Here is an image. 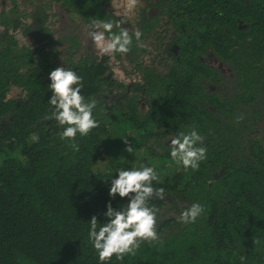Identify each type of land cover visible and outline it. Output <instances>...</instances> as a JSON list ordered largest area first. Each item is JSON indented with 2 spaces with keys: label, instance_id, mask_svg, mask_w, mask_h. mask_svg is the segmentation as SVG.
<instances>
[{
  "label": "trees",
  "instance_id": "16d2710c",
  "mask_svg": "<svg viewBox=\"0 0 264 264\" xmlns=\"http://www.w3.org/2000/svg\"><path fill=\"white\" fill-rule=\"evenodd\" d=\"M52 1L75 24L120 21L111 0ZM147 1L132 21L141 42L113 56L93 54L72 32L54 39L41 4L0 8V264H101L89 222L107 223L109 203L127 206L129 198L110 197L111 181L141 165L166 190L165 200L148 201L159 209V241L105 264H241L242 256L264 264V0ZM112 58L133 65L130 90L114 78ZM57 67L75 71L81 94L98 101L99 127L77 134L79 151L44 119ZM191 129L207 148L195 171L169 151ZM193 203L205 212L181 223Z\"/></svg>",
  "mask_w": 264,
  "mask_h": 264
},
{
  "label": "clouds",
  "instance_id": "9594fccd",
  "mask_svg": "<svg viewBox=\"0 0 264 264\" xmlns=\"http://www.w3.org/2000/svg\"><path fill=\"white\" fill-rule=\"evenodd\" d=\"M123 7L125 15L131 20L142 7V2L123 0ZM85 28L98 52L108 56L129 53L133 40L139 44L143 36L138 27H125L123 21L104 18H93ZM49 79L52 96L48 103L51 110L44 119L56 121L63 128L59 133L60 139L72 142L70 147L79 151V145L74 143L77 134L87 136L99 127L93 117L98 101L95 97L86 98L81 94L83 79L71 69L57 67L50 72ZM242 119V116L237 117L236 122L239 123ZM32 139L38 141V134L33 133ZM204 140L205 137L196 129L178 132L169 146L171 158L185 169L198 170L200 162L207 158ZM124 142L128 144L127 139ZM125 151L132 154L135 149L128 146ZM117 172L118 178L111 181L109 195L113 199L117 195L127 197L130 202L119 210H114L109 203L105 213L108 222L103 225L98 223L96 216L89 222V240L101 264L111 261L113 256L118 261H123L126 255L135 256L142 243L159 241L156 230L159 209L148 204L153 198L163 201L166 197L163 187L153 186V182L159 180L157 172L144 165L130 170L120 168ZM204 212L202 204L193 203L180 214V222L195 223ZM240 259L241 264H244L246 258L242 256Z\"/></svg>",
  "mask_w": 264,
  "mask_h": 264
},
{
  "label": "rangeland",
  "instance_id": "374dc122",
  "mask_svg": "<svg viewBox=\"0 0 264 264\" xmlns=\"http://www.w3.org/2000/svg\"><path fill=\"white\" fill-rule=\"evenodd\" d=\"M19 5H23V7L31 6L29 2H24V0H16ZM33 2V6H37L39 4L45 6L46 15H48V21L46 27L49 30L54 32V39L62 38L63 35H66L68 32H72L75 35H79L81 42L92 53H96L98 55H102L98 52L95 48L93 42L91 41L90 37L88 36V32L83 24H75L70 16L56 3L52 0H31ZM142 6L146 3V0H141ZM29 3V4H28ZM11 5L9 4V0H0V8L8 10ZM21 9L22 8L21 6ZM109 11L114 15L117 16L121 21H123V25L125 27L132 28L133 26V19L136 17L135 15L131 20L125 15V10L123 7V0H111L108 4ZM29 13V12H26ZM115 13V14H114ZM150 13V12H148ZM138 14V13H137ZM136 14V15H137ZM28 19H25L24 22H27ZM1 30V28H0ZM18 39H20L19 31H11ZM156 52L154 53V55ZM153 55V56H154ZM151 57L145 56L144 61H148ZM126 58H123L121 61H118L114 58L111 60V70L113 72V76H115L118 81H122L126 85H130L132 81L136 79V72L133 70V65L129 62ZM18 93L13 92L12 96L17 95Z\"/></svg>",
  "mask_w": 264,
  "mask_h": 264
},
{
  "label": "flooded vegetation",
  "instance_id": "af4514ba",
  "mask_svg": "<svg viewBox=\"0 0 264 264\" xmlns=\"http://www.w3.org/2000/svg\"><path fill=\"white\" fill-rule=\"evenodd\" d=\"M54 3H55V2H54ZM149 3H152V2L146 0V3L140 8V10H142L143 7H146ZM56 4H57V3H56ZM57 5H58V4H57ZM44 8H45V6H44ZM147 11L150 12L151 10L148 9ZM148 14H149V13H148ZM137 17H139V11H138V14L136 15V17H135L133 20L137 19ZM119 20H120V19H119ZM120 21H121V20H120ZM134 27H135V26H134ZM93 54L98 55L97 52H96V53L94 52ZM110 65H111V64H110ZM112 73H113V72H112ZM114 78L117 79L115 76H114ZM119 81H120V80H119ZM120 82H122V81H120ZM122 83H123V82H122ZM125 85H126V84H125ZM130 86H131V84H130V85H126V88H127L128 90H130V88H131Z\"/></svg>",
  "mask_w": 264,
  "mask_h": 264
}]
</instances>
